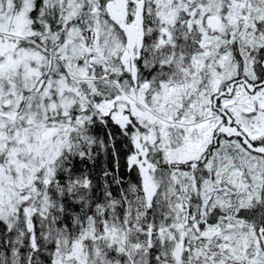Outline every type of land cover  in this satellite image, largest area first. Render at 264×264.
Segmentation results:
<instances>
[{
  "label": "snow or ice",
  "instance_id": "6c2138e0",
  "mask_svg": "<svg viewBox=\"0 0 264 264\" xmlns=\"http://www.w3.org/2000/svg\"><path fill=\"white\" fill-rule=\"evenodd\" d=\"M0 264H264V0H0Z\"/></svg>",
  "mask_w": 264,
  "mask_h": 264
}]
</instances>
